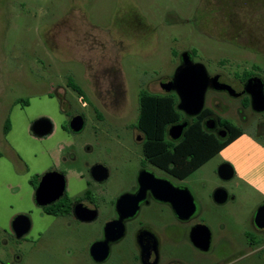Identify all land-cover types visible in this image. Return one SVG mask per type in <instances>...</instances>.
Masks as SVG:
<instances>
[{
    "label": "rangeland",
    "instance_id": "1",
    "mask_svg": "<svg viewBox=\"0 0 264 264\" xmlns=\"http://www.w3.org/2000/svg\"><path fill=\"white\" fill-rule=\"evenodd\" d=\"M204 1L0 0V123L2 114L12 109L9 145L30 162L33 172L52 167L65 172L67 194L72 198L83 188L79 176L95 162L115 167L104 186L109 191L117 190L126 170L130 169L123 161L116 164L105 158L104 146H99L92 134L93 115L88 114L89 107L105 105L111 111L121 109L125 115L130 114L128 123L136 125L139 96L167 94L159 84L172 77L183 52H188L208 73L216 69L239 75L253 73L264 81V47L254 52L252 48L257 41L247 43L243 38L237 41L231 36L236 21H231L229 14L235 15V9L224 19L220 3L216 2L212 3L216 14L208 15ZM261 3L242 2L245 27L254 25L264 30V3ZM254 16L259 17L258 21ZM78 27L89 30L90 34L113 35L123 41V50L116 59L121 77L117 98L96 97L98 89L87 82L88 62L80 58L82 50L76 44L78 35L73 31ZM96 51L84 52L93 57ZM74 87L85 92L79 95ZM59 93L68 107L63 108L66 111L62 109ZM214 96L207 93L206 106H210ZM218 98L229 108L236 103L225 94H219ZM76 113L86 115L83 131L79 134L63 131L62 126ZM218 116L235 124L232 109ZM106 117L107 121H113L112 115L106 114ZM39 118H47L53 125V131L42 143L29 134L30 124ZM88 147L91 152L87 151ZM34 152L38 153L37 159L32 158ZM217 162L213 159L196 172L192 184L198 186L204 179L212 182L208 189L221 184L213 174ZM27 178L25 175L19 181L11 165L0 161V251H3L0 264L12 262L15 238L11 223L23 214L32 219L27 238L35 239L33 260L36 264H93L85 253L92 235L83 233L75 245L64 239L61 230L54 237H38L45 220L39 217L33 204ZM224 185L236 192L233 182ZM248 203L240 199L236 204L227 201L221 206L209 203L220 217L210 211L204 217L215 231L221 219L224 235L242 242V257L236 264H258L256 256L247 252L244 238L246 232L252 233L248 224L254 209ZM6 251L10 254L6 255Z\"/></svg>",
    "mask_w": 264,
    "mask_h": 264
},
{
    "label": "flooded vegetation",
    "instance_id": "2",
    "mask_svg": "<svg viewBox=\"0 0 264 264\" xmlns=\"http://www.w3.org/2000/svg\"><path fill=\"white\" fill-rule=\"evenodd\" d=\"M243 1L205 0L204 8L208 15L216 14V8L212 3L219 2L224 19L227 18L231 9H235V15L229 14L231 21H236L231 36L237 41L243 38L247 43L257 41V45L252 48L255 52L259 50L260 46L264 47L262 46L264 45V30L262 31L260 27L254 25L244 26ZM251 2L259 4L264 3V0H251ZM254 17L258 21L259 17ZM73 31L78 35L75 39L76 44H79L82 50L79 54L80 58L88 62L87 82L93 83L98 89L95 93L96 97L117 98L121 89V77L116 59L117 54L123 50V41L113 37V35L90 34L89 30H83L80 27ZM93 49L97 50V54L93 57L86 56L87 53L85 52ZM208 76H216L220 83L229 85L238 96L230 98L226 93L207 90L204 108L198 116L188 119L180 112L182 114L180 120L168 124L166 128L161 123H146L139 128L137 120L136 125L128 123L130 114L125 115L121 109L111 111V107L105 105L102 108L89 107L88 114L93 115L92 134L98 145L104 146L107 153L105 158L107 161L116 164L123 161L124 165L130 169L129 171L126 170L124 179L115 191H109L104 186L105 182L110 181L112 171L115 168L109 167L105 162L91 164L86 173L79 176L83 188L74 198L67 194L65 172H59L53 167L45 170L37 169L33 172L30 162L8 143V137L13 128L12 109L4 112L0 123V161L4 160L11 165L14 176L19 178V181H22L23 176H28L26 183L32 192L33 204L39 217L45 220V226L39 231L38 237H54L56 231L61 230L65 234L64 239L71 240L70 245H75L83 233L87 236L92 235L85 253L93 264L238 263L243 253L242 244H240L242 242L224 235L220 215L209 207L210 200H212V195L207 194L210 180L204 179L194 188L188 178L195 171L185 175V177L183 176L191 163L195 159L198 161L201 157L195 149H192L191 156L185 160L189 165L179 168L176 166V155H179V148L186 141L187 135L201 134L210 138L213 137L218 141H225L229 136V130L223 123H228L229 127H233L241 134H248L264 143V112H254L251 109L249 96L244 93L245 81L251 77H260L253 73L240 75L223 73L218 69L214 73H208ZM159 85L161 89V83ZM73 89L81 95L85 92L84 89L78 87ZM208 92L215 95L210 99V106H206ZM168 94L174 93H164V95ZM219 94H225L229 100L236 103L230 108L229 105H223L218 98ZM60 97L62 109H67L62 95ZM66 109L63 110L66 111ZM231 109L235 116V124L218 116V114H228ZM203 113H205V117L201 122H192L193 119L202 117ZM106 114L112 115L113 121H107ZM75 116H81L84 120L83 128L77 133L69 129V121ZM208 119H213L216 122L212 130L207 129L211 126L205 124ZM86 120V115L83 113L73 114L68 123L62 126V130L70 134H79L83 131ZM185 120L187 126L181 133V137L173 139L169 133L171 127ZM35 121L29 126V134L37 138L39 143H42L53 131V125L48 135L38 137L31 130ZM196 128L200 131L198 134H196ZM87 151L91 152L92 149L88 147ZM32 158L37 159L38 153L34 152ZM96 167L105 170L106 177L102 181L95 180L92 175V170ZM51 173L62 176L64 190L58 199L45 206H40L35 202V193L40 179ZM215 178L221 183L215 189H225L224 184L226 182L219 180L216 173ZM53 183L50 181L51 186ZM181 188H185V192L180 191ZM230 199L233 198L229 197L228 202L231 201ZM191 202L196 207L195 211L191 210L194 207ZM261 205H264V202L259 206ZM259 206L256 207L249 220L248 226L252 233L246 232L244 238L246 250H249L247 252L256 256L258 264H264V219H257L256 221L254 219V214ZM209 211L217 214L221 221V225H218L216 231L204 218ZM261 212L264 215V208L261 209ZM19 216L28 220L29 229L21 236H17L12 229L15 239L12 244L14 254L11 256V264H36L33 260V254L36 251L35 239L27 238L32 228V219L25 214ZM106 224H108L107 235L104 232ZM214 232L219 236H214ZM105 237L110 240L107 246V257L103 262L95 263L89 255L90 246ZM205 246L206 250L202 251L200 248ZM238 247L241 248L238 249ZM188 250L190 251L188 252ZM2 252L0 251V253ZM5 254L9 255L10 252L6 251ZM0 263H3L1 258Z\"/></svg>",
    "mask_w": 264,
    "mask_h": 264
},
{
    "label": "water",
    "instance_id": "3",
    "mask_svg": "<svg viewBox=\"0 0 264 264\" xmlns=\"http://www.w3.org/2000/svg\"><path fill=\"white\" fill-rule=\"evenodd\" d=\"M161 89L167 93L175 94L178 101L176 110L181 112L188 119L194 118L202 112L207 90L226 93L230 98H236L238 96L234 89L227 84L220 83L216 76L209 77L205 67L201 63L193 62L188 52H183L180 55V63L177 69L171 78L161 82ZM244 93L249 96L251 109L254 112H264V83L260 78L251 77L247 79L244 83ZM83 124V118L81 116H75L69 121V129L77 133L81 131ZM205 124L211 126L207 129L212 130L216 122L213 119H208ZM186 126L187 121L185 120L171 127L169 133L172 138L179 139ZM31 130L36 136L43 137L51 132L52 124L50 120L41 118L33 123ZM100 168L101 167H96L92 170V175L97 181H102L106 177L105 170ZM216 174L219 180L228 182L233 178V169L229 164L223 163L217 167ZM50 181L54 182L53 186H51ZM63 190L64 181L62 176L57 173L47 174L40 179L35 193V202L40 206H45L58 199L62 195ZM185 190V188L180 189L182 192H185ZM228 200L229 195L225 189L218 188L213 191L212 201L214 204L221 206L227 203ZM191 205H193L192 202ZM193 206L191 210L195 211L196 207L195 205ZM262 208H264V205L259 206L255 212V221L257 219H264V215L261 212ZM107 228L108 224L105 225L104 230L106 235ZM12 229L17 236L23 235L29 229L28 220L23 216L16 217L13 220ZM109 241L110 240L105 237L91 244L89 255L95 263H101L107 257V246ZM200 249L205 251L206 246Z\"/></svg>",
    "mask_w": 264,
    "mask_h": 264
},
{
    "label": "crops",
    "instance_id": "4",
    "mask_svg": "<svg viewBox=\"0 0 264 264\" xmlns=\"http://www.w3.org/2000/svg\"><path fill=\"white\" fill-rule=\"evenodd\" d=\"M213 159L218 160L216 168L213 171L214 176L220 164L226 163L232 167L233 178L227 183L233 182L236 192L234 193L226 187L225 190L229 197L233 198L232 200L230 199V202L236 204L240 199L250 203L254 209L250 215L251 217L256 207L264 202V143L248 134H241L207 163ZM200 169H197L188 178L191 184L194 174ZM211 184L212 182L209 186ZM219 185H213L210 189H208V186L207 194L211 196L215 188ZM192 186L196 188L193 184ZM210 204L211 206H216L212 200H210ZM244 204L246 205L247 203L244 202Z\"/></svg>",
    "mask_w": 264,
    "mask_h": 264
},
{
    "label": "trees",
    "instance_id": "5",
    "mask_svg": "<svg viewBox=\"0 0 264 264\" xmlns=\"http://www.w3.org/2000/svg\"><path fill=\"white\" fill-rule=\"evenodd\" d=\"M138 104L137 126L139 128L146 123H161L163 127L166 128L168 124L176 123L182 117V114L176 110L177 98L174 94L154 95L142 93L139 96ZM204 117L205 113H203L202 117L193 119L192 122L199 123ZM223 124L226 125L229 130V136L225 141H218L213 137L210 138L201 134L196 136L187 135L185 138L186 141L179 148V155H176V166L181 168L189 165L185 162V160L187 157L191 156L190 152L192 149H195L201 158L198 161L195 159L191 163L187 172L183 175L184 177L185 175H188L199 169L202 165L216 156L223 148H225L241 135V133L234 130L233 127H229L228 123ZM198 128H196V134L200 132Z\"/></svg>",
    "mask_w": 264,
    "mask_h": 264
}]
</instances>
